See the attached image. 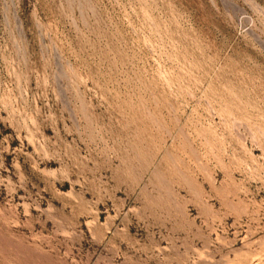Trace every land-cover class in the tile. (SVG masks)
Segmentation results:
<instances>
[{"label": "rangeland", "instance_id": "374dc122", "mask_svg": "<svg viewBox=\"0 0 264 264\" xmlns=\"http://www.w3.org/2000/svg\"><path fill=\"white\" fill-rule=\"evenodd\" d=\"M0 264H264V0H0Z\"/></svg>", "mask_w": 264, "mask_h": 264}]
</instances>
